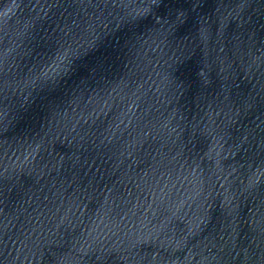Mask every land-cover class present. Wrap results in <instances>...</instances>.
Here are the masks:
<instances>
[{
	"label": "water",
	"instance_id": "water-1",
	"mask_svg": "<svg viewBox=\"0 0 264 264\" xmlns=\"http://www.w3.org/2000/svg\"><path fill=\"white\" fill-rule=\"evenodd\" d=\"M63 264H264V119Z\"/></svg>",
	"mask_w": 264,
	"mask_h": 264
}]
</instances>
